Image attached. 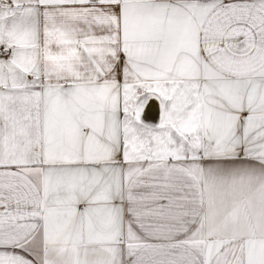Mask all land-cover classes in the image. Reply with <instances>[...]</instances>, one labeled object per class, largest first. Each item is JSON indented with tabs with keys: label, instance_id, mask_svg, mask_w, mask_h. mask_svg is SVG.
I'll return each mask as SVG.
<instances>
[{
	"label": "snow or ice",
	"instance_id": "obj_1",
	"mask_svg": "<svg viewBox=\"0 0 264 264\" xmlns=\"http://www.w3.org/2000/svg\"><path fill=\"white\" fill-rule=\"evenodd\" d=\"M0 264H264V0H0Z\"/></svg>",
	"mask_w": 264,
	"mask_h": 264
}]
</instances>
